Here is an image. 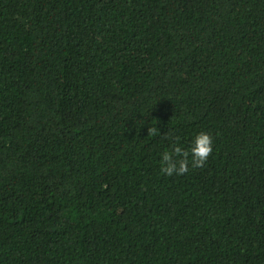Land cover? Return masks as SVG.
Returning a JSON list of instances; mask_svg holds the SVG:
<instances>
[{
	"label": "trees",
	"instance_id": "obj_1",
	"mask_svg": "<svg viewBox=\"0 0 264 264\" xmlns=\"http://www.w3.org/2000/svg\"><path fill=\"white\" fill-rule=\"evenodd\" d=\"M0 264H264V0H0Z\"/></svg>",
	"mask_w": 264,
	"mask_h": 264
},
{
	"label": "clouds",
	"instance_id": "obj_2",
	"mask_svg": "<svg viewBox=\"0 0 264 264\" xmlns=\"http://www.w3.org/2000/svg\"><path fill=\"white\" fill-rule=\"evenodd\" d=\"M149 136H162L163 139L171 140V133L161 134L157 126L148 128ZM169 150L161 154L160 171L162 175H184L192 169L202 168L207 163L213 152V138L206 132H200L192 141L190 149L185 150L179 145V137H175Z\"/></svg>",
	"mask_w": 264,
	"mask_h": 264
}]
</instances>
